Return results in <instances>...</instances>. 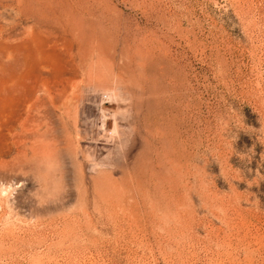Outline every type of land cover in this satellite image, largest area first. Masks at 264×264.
Returning a JSON list of instances; mask_svg holds the SVG:
<instances>
[{
  "label": "rangeland",
  "instance_id": "rangeland-1",
  "mask_svg": "<svg viewBox=\"0 0 264 264\" xmlns=\"http://www.w3.org/2000/svg\"><path fill=\"white\" fill-rule=\"evenodd\" d=\"M0 264H264V0H0Z\"/></svg>",
  "mask_w": 264,
  "mask_h": 264
},
{
  "label": "bare ground",
  "instance_id": "bare-ground-1",
  "mask_svg": "<svg viewBox=\"0 0 264 264\" xmlns=\"http://www.w3.org/2000/svg\"><path fill=\"white\" fill-rule=\"evenodd\" d=\"M61 98V97H60ZM62 99V98H61ZM42 104L44 103V102H41ZM37 106V105H36ZM36 106L35 105H30L29 106V110H28V112L27 113H20L19 111H17L14 115H13V117H11V118H9L8 119V122H7V124H6V127H5V124H3L4 125V127L6 128V130L8 131V132H11L13 129H14V126H15V123H16V125H18V126H21L23 129H25L26 131H30V129H28L27 128V126L29 125L30 126V124L31 123H35V122H37V119L34 117V115H32L31 113L33 112V111H37V109L39 108V106L37 107V109H36ZM12 123H14V125L12 124ZM30 123V124H29ZM23 132V131H22ZM28 133V132H27ZM30 133V132H29ZM26 136V135H25Z\"/></svg>",
  "mask_w": 264,
  "mask_h": 264
}]
</instances>
